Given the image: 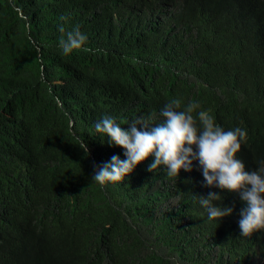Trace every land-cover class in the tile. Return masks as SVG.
Returning a JSON list of instances; mask_svg holds the SVG:
<instances>
[{
    "label": "trees",
    "instance_id": "trees-1",
    "mask_svg": "<svg viewBox=\"0 0 264 264\" xmlns=\"http://www.w3.org/2000/svg\"><path fill=\"white\" fill-rule=\"evenodd\" d=\"M60 25L87 37L68 56ZM173 99L198 128L205 111L244 130L237 158L264 165V0H0V264H264V229L240 236L245 203L198 160L92 180L126 159L95 123L155 126ZM209 192L233 208L219 223Z\"/></svg>",
    "mask_w": 264,
    "mask_h": 264
},
{
    "label": "clouds",
    "instance_id": "clouds-1",
    "mask_svg": "<svg viewBox=\"0 0 264 264\" xmlns=\"http://www.w3.org/2000/svg\"><path fill=\"white\" fill-rule=\"evenodd\" d=\"M65 19L61 17V20ZM58 30L62 34L59 45L64 56L81 49L87 41L79 27L66 32L65 27L60 25ZM84 50L89 51L87 48ZM198 107V104L190 103L184 110H179L180 100L173 99L161 110L160 115L164 119L160 124L149 126L138 119L129 125L130 130H125L112 117H103L94 125L96 132L101 134V140L107 136L106 143L110 146L123 148L126 159L113 155L110 162L99 167L92 180L99 185L122 181L139 163L152 155L155 159L148 171L164 166L170 178L179 177L181 169L191 172L193 160H198L206 187L240 194L246 205L240 212V236L251 237L254 232L264 229V165L246 171L245 163L237 158L246 132L240 128L225 132L205 111L198 113L201 125L198 128L192 115ZM192 145L197 146V151H193ZM198 198L210 221L219 223L233 212L231 207L213 203L221 198L215 192Z\"/></svg>",
    "mask_w": 264,
    "mask_h": 264
}]
</instances>
